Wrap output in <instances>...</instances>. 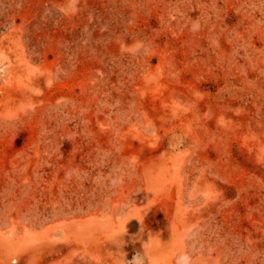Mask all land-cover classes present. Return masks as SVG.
<instances>
[{
  "label": "rangeland",
  "instance_id": "rangeland-1",
  "mask_svg": "<svg viewBox=\"0 0 264 264\" xmlns=\"http://www.w3.org/2000/svg\"><path fill=\"white\" fill-rule=\"evenodd\" d=\"M0 264H264V0H0Z\"/></svg>",
  "mask_w": 264,
  "mask_h": 264
}]
</instances>
